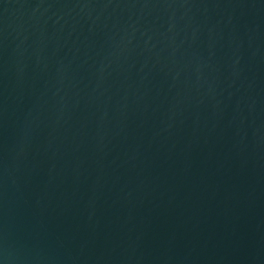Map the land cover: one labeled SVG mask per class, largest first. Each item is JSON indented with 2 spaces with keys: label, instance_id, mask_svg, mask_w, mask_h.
Listing matches in <instances>:
<instances>
[{
  "label": "water",
  "instance_id": "95a60500",
  "mask_svg": "<svg viewBox=\"0 0 264 264\" xmlns=\"http://www.w3.org/2000/svg\"><path fill=\"white\" fill-rule=\"evenodd\" d=\"M0 264H264V0H0Z\"/></svg>",
  "mask_w": 264,
  "mask_h": 264
}]
</instances>
